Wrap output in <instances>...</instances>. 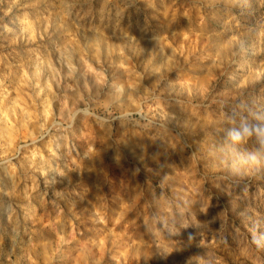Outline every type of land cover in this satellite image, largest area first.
I'll return each instance as SVG.
<instances>
[{"label":"rangeland","instance_id":"374dc122","mask_svg":"<svg viewBox=\"0 0 264 264\" xmlns=\"http://www.w3.org/2000/svg\"><path fill=\"white\" fill-rule=\"evenodd\" d=\"M248 109L264 0H0V264H264Z\"/></svg>","mask_w":264,"mask_h":264},{"label":"clouds","instance_id":"9594fccd","mask_svg":"<svg viewBox=\"0 0 264 264\" xmlns=\"http://www.w3.org/2000/svg\"><path fill=\"white\" fill-rule=\"evenodd\" d=\"M235 123V117H230ZM225 139L232 146L253 142V145L240 152L238 160L244 165V175L255 179H264V114L248 109V115H241L239 125L230 127ZM191 239V237H190ZM251 244L256 249H264V233L253 232Z\"/></svg>","mask_w":264,"mask_h":264}]
</instances>
